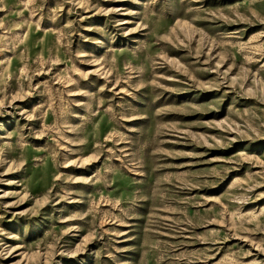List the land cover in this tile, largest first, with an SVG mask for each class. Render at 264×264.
<instances>
[{"label": "rangeland", "instance_id": "obj_1", "mask_svg": "<svg viewBox=\"0 0 264 264\" xmlns=\"http://www.w3.org/2000/svg\"><path fill=\"white\" fill-rule=\"evenodd\" d=\"M0 264H264V0H0Z\"/></svg>", "mask_w": 264, "mask_h": 264}]
</instances>
